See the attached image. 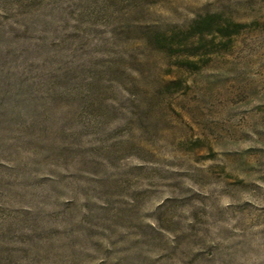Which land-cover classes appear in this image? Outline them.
I'll return each mask as SVG.
<instances>
[{"label":"rangeland","instance_id":"obj_1","mask_svg":"<svg viewBox=\"0 0 264 264\" xmlns=\"http://www.w3.org/2000/svg\"><path fill=\"white\" fill-rule=\"evenodd\" d=\"M0 264H264V0H0Z\"/></svg>","mask_w":264,"mask_h":264},{"label":"trees","instance_id":"obj_2","mask_svg":"<svg viewBox=\"0 0 264 264\" xmlns=\"http://www.w3.org/2000/svg\"><path fill=\"white\" fill-rule=\"evenodd\" d=\"M213 19V17L212 16H210V17H207V19H206V21H204V23H205V26H210L211 25V20ZM165 38V37H164Z\"/></svg>","mask_w":264,"mask_h":264}]
</instances>
